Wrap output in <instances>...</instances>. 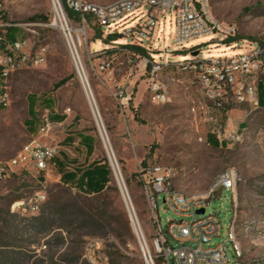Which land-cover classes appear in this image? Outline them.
Listing matches in <instances>:
<instances>
[{
  "label": "rangeland",
  "instance_id": "rangeland-1",
  "mask_svg": "<svg viewBox=\"0 0 264 264\" xmlns=\"http://www.w3.org/2000/svg\"><path fill=\"white\" fill-rule=\"evenodd\" d=\"M88 1L106 4L115 0ZM209 3L216 19L236 25L238 39L264 40V0H209ZM62 9L73 28H84V34L78 33L81 40L80 53L111 145L110 152L124 181L125 197L149 263L163 264V261L157 254L155 227L136 174L143 163L146 166H171L175 172L173 187L197 195L206 193L217 174L230 168L235 169L238 175L235 194L225 190L217 192L206 207V212L216 215L220 223L219 237H214L211 243L217 244L228 239L235 202V237L241 257L234 256L231 243L228 242L227 264H264V147L256 146L252 138L229 148L209 146L206 142V126L189 109L190 101L196 97L195 85L180 74H175L174 78H179L181 83L171 86L170 99L163 105L152 104L145 90L144 77H135L134 93L128 109L121 111L113 98V92L117 84L124 81L129 53L119 50L120 46L106 47L109 43L102 38V31L92 19L89 18L84 27L74 13L68 15L63 5ZM40 16L46 17L47 21L32 20ZM53 22L51 0H0V26L11 24L15 30L11 27L9 29L16 31L15 39H30L35 48L39 44L47 48L44 62L12 73L5 83L9 104L0 108V161L14 157L22 146L33 139L43 144H57L60 149L66 134L86 130L95 132L97 136V158L106 159L109 164L62 32ZM27 24H35L30 28L37 34L22 31V28L29 27ZM165 30L167 51L170 52L175 48L169 23ZM200 43L203 44L202 57L207 56V52L209 55H217L214 51L221 49L224 51L217 53L237 52L222 48L221 45L215 46V41L208 38L193 44ZM91 50L97 52V56H89ZM184 53L172 56L171 61L182 60ZM98 59L111 63L107 72L96 73L93 70L92 66ZM262 92L261 89L259 112L246 116L247 108L228 107L230 128L245 126L250 130L264 131ZM31 97L36 101V121L30 129L25 122L29 118ZM46 99H50L57 114H64L68 120L62 127L44 136L38 132V128L41 115L47 109L42 103ZM48 114L50 117L51 112ZM57 175L56 170L48 172V197L42 209L49 202L97 205V200L92 197L61 186L56 181ZM39 177L41 174L36 171L17 170L7 179L0 178V264H10V259L17 256L18 264H68L78 254L81 257L77 264H127L119 254L136 259L128 264H138V260L146 264L113 173L110 184L117 187L133 233V239H128L124 246L111 233L99 227L83 230L73 226L68 229L69 233L55 230L38 234L27 224V217L12 214L10 207L14 202L28 197L38 189L36 178ZM158 216L164 228L167 220H179L161 202H158ZM89 232L94 235H87ZM60 233L66 238L64 244L59 243ZM170 264H174L171 259Z\"/></svg>",
  "mask_w": 264,
  "mask_h": 264
},
{
  "label": "built area",
  "instance_id": "built-area-1",
  "mask_svg": "<svg viewBox=\"0 0 264 264\" xmlns=\"http://www.w3.org/2000/svg\"><path fill=\"white\" fill-rule=\"evenodd\" d=\"M52 3L61 12L63 5L64 9L74 13L84 27L87 20L92 19L102 31V38L108 40L109 45L106 47L120 46L119 50L129 53L124 81L117 84L113 92V98L121 111L128 109L134 93L135 77H144L149 101L163 105L170 99L171 86L181 83L179 78H174L175 74H180L196 88V97L190 101V113L200 118L207 134L214 137L220 148H229L251 138L256 146L264 147L263 130H250L245 126L233 129L229 127L227 119L229 106L247 108L246 116L261 111L259 94L261 89L264 91V40L238 39L236 25L216 19L211 13L209 0H115L106 4L88 0H52ZM63 21L65 26L61 25L59 30L104 144L95 117V114L99 116L98 108L80 53L81 40L66 17ZM168 23L175 48L170 52L167 51L165 40ZM27 25L29 27L22 28V31L37 34L30 28L35 24ZM1 26L13 27L7 23ZM204 38L215 41V46L221 45L237 52L220 55H209L207 52L208 55L202 57L203 44L193 43ZM130 47L139 48L141 52L133 51ZM34 48L30 39L20 37L9 41L0 37V108L9 104L5 83L10 75L26 66L45 61L46 46L39 44ZM181 52H185L182 60L171 61L172 56H178ZM195 52L196 55L193 54ZM89 56H97V52L91 50ZM110 65V62L98 59L92 68L96 73H102L107 72ZM48 113L45 109L38 128V132L44 136L60 127V124L51 122ZM101 126L108 142L102 122ZM105 150L112 173L115 165L125 188L112 151L110 156L106 147ZM57 154V145L43 144L33 139L22 146L14 157L0 161V178L7 179L15 171L22 170L44 172L46 180ZM138 174L155 227L157 254L163 264H170V259L174 264H227L228 242L231 243L234 256L241 257L235 237L234 211L237 204L233 202L228 239L217 244L211 241L219 237V220L213 213L206 212L209 201L217 192L225 190L235 194L238 180L235 169L217 174L203 195L187 194L175 189L172 185L175 172L171 166H140ZM45 180L36 178L38 189L14 202L10 207L11 213L37 215L48 197ZM158 202L179 220H167L164 228L158 216ZM200 209L204 210L202 214L197 213Z\"/></svg>",
  "mask_w": 264,
  "mask_h": 264
},
{
  "label": "trees",
  "instance_id": "trees-1",
  "mask_svg": "<svg viewBox=\"0 0 264 264\" xmlns=\"http://www.w3.org/2000/svg\"><path fill=\"white\" fill-rule=\"evenodd\" d=\"M66 11L69 15L70 11ZM36 19L47 21V18L42 16L35 19L33 18L32 20ZM9 28L10 27L0 26V37L5 40L14 41L17 36L16 31H11ZM11 28L15 30V27ZM130 49L141 52V50L136 47H130ZM262 95H264V92H262ZM35 103V98L31 97L28 109L29 118L25 122L30 129L36 121ZM42 103L50 110L51 114L49 118L51 121H63V116L54 114L50 99L43 100ZM77 136L80 138V144L85 147L87 154L90 155L95 144V139L92 136L83 133H75L66 137L63 143H72ZM206 142L212 148H219L217 141L210 135H207ZM57 163L60 172V185L69 190H76L82 195L92 197L97 200V205H83L76 202L64 204L49 202L45 208H41L42 210H40L37 216H23L27 217V224L31 225L32 229L38 234H47L55 230H60L61 233H69L68 229L73 226L83 230L99 227L104 232L111 233L123 246L128 239H133L129 219L120 202L117 187L110 184L112 171L106 159L93 161L87 167L71 172L66 171L60 161ZM142 165L144 167L146 166L144 163ZM136 174L141 187L138 172ZM61 233L58 234L59 243L64 244L66 238L63 237ZM89 233L90 234L87 235H94L91 234V232ZM119 256L123 258L125 262L127 261V264L129 261L136 260L129 258L125 254H119ZM80 257L81 255L78 254L77 258L69 260L68 264H77ZM9 262L10 264H18L19 257L11 258ZM138 264L143 263L138 260Z\"/></svg>",
  "mask_w": 264,
  "mask_h": 264
},
{
  "label": "crops",
  "instance_id": "crops-1",
  "mask_svg": "<svg viewBox=\"0 0 264 264\" xmlns=\"http://www.w3.org/2000/svg\"><path fill=\"white\" fill-rule=\"evenodd\" d=\"M48 111H50V110H48ZM53 111H54V114H57V112L54 110V108H53ZM57 115L63 116L64 117L63 121H51V122L60 124V127H62L63 124L66 123V121L68 120V117L65 116L64 114H61V115L57 114ZM76 133H83V134H87L89 136H92L95 139L94 149L90 155L87 154L85 147L82 144H80V138L78 136L73 140L72 143H70V142L63 143V141H64L63 140L62 146H60V149L58 146V154L53 160V165L48 170V172H50L52 170H56V172L58 174L56 177V181H59V183H60V172L58 169V163H57L58 161L61 162V165L64 167V169L66 171L71 172V171H75L77 169H83V168L87 167L88 165H90L93 161L101 160V159L97 158V136H96L95 132H88L86 130H77ZM71 135L72 134H66V137H69ZM54 145H57V144H54ZM48 172H47V175H48ZM38 173L41 174V177H39V180L44 181L45 180L44 172H38Z\"/></svg>",
  "mask_w": 264,
  "mask_h": 264
},
{
  "label": "bare ground",
  "instance_id": "bare-ground-1",
  "mask_svg": "<svg viewBox=\"0 0 264 264\" xmlns=\"http://www.w3.org/2000/svg\"><path fill=\"white\" fill-rule=\"evenodd\" d=\"M51 2H52V0H51ZM52 10H53V14H54V22H53V25L54 26H56L58 29H60V27H61V25L64 27L65 25H64V19H65V17H64V13H63V11L61 12L60 11V9L58 8V6L57 5H53V3H52ZM70 28V27H69ZM72 30L75 32V33H82V34H84V30L83 29H81V28H72ZM120 42H122V41H120ZM222 48H225L224 46H222ZM221 51H224V49H221V50H217V51H214V52H216L215 54H217V55H220L219 53H217V52H221ZM95 103H96V101H95ZM99 113V112H98ZM95 117H96V120H97V123H98V125H99V127H100V130H101V132H102V136H103V140H104V145H105V147H106V149L108 150V152H109V155L111 156V152H110V148H111V145L109 146V140H108V142H107V140H106V138H105V136H104V132H103V129H102V126H101V122H102V119H101V116H100V114H99V116L97 115V114H95ZM100 119H101V122H100ZM102 124H103V122H102ZM115 175H116V177L118 178V180L120 181V184H121V180H120V176H119V173H118V171H117V168L115 167V165H114V173H113V176L115 177ZM122 185V184H121ZM122 189H123V187H122ZM124 191V190H123ZM131 212V211H130ZM131 216H132V219H133V222H134V225H135V227L137 228V224H136V221H135V218H134V216H133V214L131 213ZM143 250H144V252H145V249H144V246H143ZM146 254V253H145Z\"/></svg>",
  "mask_w": 264,
  "mask_h": 264
},
{
  "label": "water",
  "instance_id": "water-1",
  "mask_svg": "<svg viewBox=\"0 0 264 264\" xmlns=\"http://www.w3.org/2000/svg\"><path fill=\"white\" fill-rule=\"evenodd\" d=\"M193 54L196 55L197 53L195 52ZM107 152H108V150H107ZM115 179H116V183L118 184V188H119V191L121 193V196H122V198L124 200L127 212L129 214L132 230H133L134 234L136 235V237H137V239L139 241V244L141 246V250H142V253H143V258H144L146 264H150L149 261H148V258L146 257V254H145V252L143 250V246H142V243H141V238H140V234H139L138 228L135 227L133 219H132V216H131L130 208H129V205H128V202L126 200L125 193H124L125 188L120 184V181L118 180V178L116 176H115ZM122 187H123V189H122ZM203 212H204L203 209H200V210L197 211L198 214H202Z\"/></svg>",
  "mask_w": 264,
  "mask_h": 264
}]
</instances>
